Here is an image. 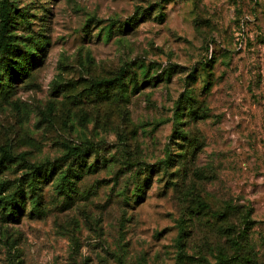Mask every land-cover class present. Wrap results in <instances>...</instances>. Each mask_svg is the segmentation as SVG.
Wrapping results in <instances>:
<instances>
[{"label": "rangeland", "instance_id": "obj_1", "mask_svg": "<svg viewBox=\"0 0 264 264\" xmlns=\"http://www.w3.org/2000/svg\"><path fill=\"white\" fill-rule=\"evenodd\" d=\"M5 4L0 264H264V0Z\"/></svg>", "mask_w": 264, "mask_h": 264}, {"label": "trees", "instance_id": "obj_2", "mask_svg": "<svg viewBox=\"0 0 264 264\" xmlns=\"http://www.w3.org/2000/svg\"><path fill=\"white\" fill-rule=\"evenodd\" d=\"M5 1L0 0V50L1 53L4 56V60L2 62V65L5 67L6 71L8 72L9 76L11 78H19L20 74L18 73V70H21L25 64L28 66H31V56L30 54H25L23 56L22 60H15L11 57H16V46L14 45V42L16 40V37L11 34L13 32V20L11 18L10 11L5 4ZM157 6H152L150 8L151 11H153ZM150 12L147 10H141L138 9L135 13V15L129 19L126 26H119L118 28H112L110 30V34L112 37L115 36H121L125 35L128 31L133 30L135 27L138 26V24L142 21H146L147 15ZM184 72L181 68H174L173 74L177 75ZM16 75V76H15ZM15 76V77H14ZM18 76V77H17ZM188 107H193V100L187 95L182 94L179 98V101L177 103V114H183L184 111L188 110ZM175 134H178L179 138L185 139L186 137L184 134L176 132ZM67 153V159L72 158V166H76L79 164V162L82 159H89L93 153L95 152L94 148L92 146H84V147H72L71 145L65 146ZM151 169V170H150ZM150 173L146 176V179L142 184H140L136 189V197L138 200H141L144 198L146 190L151 185V179H152V172H154V167L150 168ZM46 173V170H44L43 167H37L34 169L32 174L27 177L30 179L31 184H37L39 180L42 178V176ZM183 256V254H182ZM186 257V255H184ZM179 264H184L183 260H180Z\"/></svg>", "mask_w": 264, "mask_h": 264}]
</instances>
